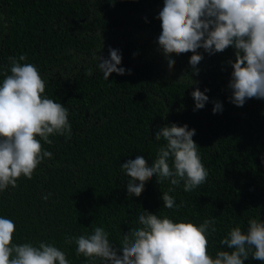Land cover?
<instances>
[{"label": "trees", "instance_id": "16d2710c", "mask_svg": "<svg viewBox=\"0 0 264 264\" xmlns=\"http://www.w3.org/2000/svg\"><path fill=\"white\" fill-rule=\"evenodd\" d=\"M163 6L164 0H0V84L9 57L25 55L21 63L38 69L43 95L68 109L71 125L70 136L50 135L52 144L41 139L52 158L31 179L21 175L17 187L0 191V217L16 226L13 244L46 242L63 251L69 264H105L77 255L66 238L103 226L119 248L147 211L197 226L215 218L216 232L207 234L215 257L227 250L220 240L229 229L246 231L251 218L264 221V99H247L242 107L230 102L232 47L213 55L198 49V75H192L191 52L170 54L169 69L158 45ZM109 48L119 50L118 67L126 72L105 80L95 57L107 59ZM197 86L208 102L194 110ZM215 101L222 111L213 114ZM173 123L195 130L206 181L185 192L183 182L173 186L153 176L139 197H129V178L120 166L137 156L151 166L165 143L154 139L156 130ZM170 188L178 207L166 209L161 196ZM244 264L264 261L249 255Z\"/></svg>", "mask_w": 264, "mask_h": 264}, {"label": "clouds", "instance_id": "9594fccd", "mask_svg": "<svg viewBox=\"0 0 264 264\" xmlns=\"http://www.w3.org/2000/svg\"><path fill=\"white\" fill-rule=\"evenodd\" d=\"M157 18L162 29L158 45L169 69L174 64L170 54L191 52L192 75H198L196 66L203 59L198 49L213 55L232 47L235 62L228 61L233 69L228 84L230 102L242 107L247 99H264V0H164ZM95 58L105 80L112 73L126 72L118 67L122 59L119 50L109 48L107 59ZM25 60V55L9 57L10 68L0 84V191L17 187L21 175L31 179L37 166L45 158H52L50 151L42 149L41 139L52 144L50 135H71L68 109L43 95L45 81L33 64L21 63ZM88 74L92 75V69ZM191 85L198 82L191 81ZM191 96L194 110L203 109L208 102L198 86ZM212 111L221 112L222 104L213 102ZM194 135L195 130L187 125L173 123L158 128L154 139L165 143L158 148L151 166L142 156L120 166L129 178V197H139L145 182L153 176L173 186L183 182L185 192L202 185L208 171L192 139ZM173 190L161 196L166 209L178 207L169 195ZM215 224V218L197 226L142 211L138 226L123 235L119 248L110 243L103 226L95 227L91 235L68 237L65 243H74L77 255L98 257L105 264H244L249 255L255 261H264V221L251 218L246 231L239 226L229 229L220 240L227 250L217 251L213 257L208 252L207 234L216 232ZM15 227L12 220L0 217V264H69L65 253L53 244H13Z\"/></svg>", "mask_w": 264, "mask_h": 264}]
</instances>
